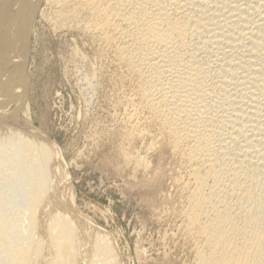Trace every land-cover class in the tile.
Here are the masks:
<instances>
[{"label":"bare ground","instance_id":"1","mask_svg":"<svg viewBox=\"0 0 264 264\" xmlns=\"http://www.w3.org/2000/svg\"><path fill=\"white\" fill-rule=\"evenodd\" d=\"M40 2L0 0V264H122L110 233L77 208L58 147L31 118ZM80 5L189 167L193 264H264V0Z\"/></svg>","mask_w":264,"mask_h":264},{"label":"rangeland","instance_id":"2","mask_svg":"<svg viewBox=\"0 0 264 264\" xmlns=\"http://www.w3.org/2000/svg\"><path fill=\"white\" fill-rule=\"evenodd\" d=\"M90 21L80 0H41L29 35L31 118L58 147L77 208L110 233L122 264H193L189 167Z\"/></svg>","mask_w":264,"mask_h":264}]
</instances>
